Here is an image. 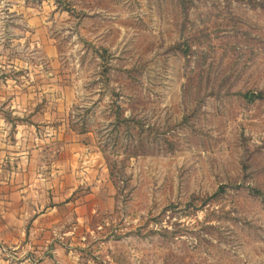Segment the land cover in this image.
I'll return each mask as SVG.
<instances>
[{
    "label": "rangeland",
    "instance_id": "rangeland-1",
    "mask_svg": "<svg viewBox=\"0 0 264 264\" xmlns=\"http://www.w3.org/2000/svg\"><path fill=\"white\" fill-rule=\"evenodd\" d=\"M0 65L88 156L79 264H264V0H0Z\"/></svg>",
    "mask_w": 264,
    "mask_h": 264
},
{
    "label": "crops",
    "instance_id": "crops-1",
    "mask_svg": "<svg viewBox=\"0 0 264 264\" xmlns=\"http://www.w3.org/2000/svg\"><path fill=\"white\" fill-rule=\"evenodd\" d=\"M15 83L0 79V264H79L61 242L76 241L75 231L57 227L81 208L88 156L63 138V124L53 126V108L43 105L54 97L51 83L40 92Z\"/></svg>",
    "mask_w": 264,
    "mask_h": 264
}]
</instances>
